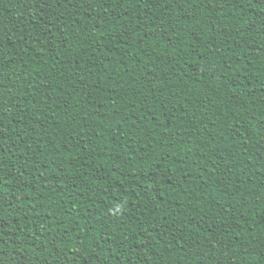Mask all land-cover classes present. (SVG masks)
<instances>
[{
	"label": "trees",
	"instance_id": "1",
	"mask_svg": "<svg viewBox=\"0 0 264 264\" xmlns=\"http://www.w3.org/2000/svg\"><path fill=\"white\" fill-rule=\"evenodd\" d=\"M0 264H264V0H0Z\"/></svg>",
	"mask_w": 264,
	"mask_h": 264
}]
</instances>
